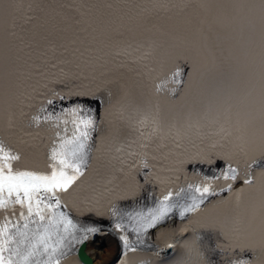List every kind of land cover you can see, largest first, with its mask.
<instances>
[{"label":"snow or ice","instance_id":"snow-or-ice-1","mask_svg":"<svg viewBox=\"0 0 264 264\" xmlns=\"http://www.w3.org/2000/svg\"><path fill=\"white\" fill-rule=\"evenodd\" d=\"M149 2L150 7L122 9L115 6V0H0V103L6 91L9 96L15 94L22 76H40L44 81L42 100L29 117V127H47L53 132L44 169L25 164L27 157L22 148L0 137V264H66L80 246L86 247L90 240L107 234H115L119 242V254L110 264H129L130 254L146 249L160 261L165 254L183 249L177 264H213L206 255L212 250L228 253L226 264H264V92L259 103V129L251 93L243 107L234 111L229 105L225 109V118L232 127L228 134L234 137L231 152L182 159L179 168L168 170L171 175L155 176L148 152L154 135L160 131L154 119L151 133L135 129L141 137V152L132 149L134 141H127L128 154L137 158L132 169L138 174L145 171L116 197L126 202L124 206L109 202L105 211L98 201L81 205L68 201L86 179L94 150L100 153L98 144L104 140L99 134L96 109L84 101L104 104L106 114L110 107L117 108L95 92L72 85L83 76V69L107 68L108 64L122 68L125 60L136 62L134 54H140V59L148 58L151 52L132 34L137 30L162 31L158 23L162 15L186 12V7L173 0ZM259 5L264 22V0H259ZM218 11L228 18L229 28L255 14V8L244 2ZM229 62L226 57L213 67L226 68ZM186 68L196 71L187 64L175 65L154 85L155 92L176 96L178 89L191 85L203 95L208 74L200 73L193 82ZM115 114L122 122L126 119L122 106ZM16 119L15 112H11L10 129L16 127ZM139 123L143 125L145 121ZM187 123L195 127L191 116ZM119 134L120 129L111 133L114 139ZM20 143L27 141L21 138ZM115 151L119 153L124 148L118 145ZM216 163L220 167L215 174L197 171V180L185 177V182L179 183L181 176L177 173L185 164ZM153 176L160 188L149 193L151 203L129 208L144 184L152 183ZM237 182L242 186L235 188ZM222 193H228L227 199L221 197ZM212 197L221 199L213 202ZM255 200L260 203L262 221L258 233L253 231L233 240L220 230L224 242L213 249L201 243L202 236L185 235L195 233L197 227L216 230L217 224L209 213L218 204L242 208ZM70 209L95 219L82 223L73 218ZM204 217L208 218L202 221ZM174 218L180 222L175 228L170 227Z\"/></svg>","mask_w":264,"mask_h":264},{"label":"bare ground","instance_id":"bare-ground-1","mask_svg":"<svg viewBox=\"0 0 264 264\" xmlns=\"http://www.w3.org/2000/svg\"><path fill=\"white\" fill-rule=\"evenodd\" d=\"M123 1H126L129 8H132L136 5H138L141 2H145V1H149V0H140L138 2H134V1H129V0H120V4L118 5L119 8L124 9V3ZM209 3H205V5L207 7H210L211 11L216 12L217 9L223 8L222 5L225 4V2L229 3V8L236 6L237 4L244 2V3H249L251 4L254 8H255V14L251 17L250 21H248L245 24V28H244V34L243 36H241V40L240 43L237 45V49L239 50V52H241L242 58L244 59V65L246 67H249L251 65V59L255 60L259 63V66L256 67V69H254V71L251 70H245L244 67H241L239 70V74L243 75L244 77H246L245 79H251L252 77H254L255 75H257V73H262L264 74V56H262V58H259V54H253L251 53V50L254 48H256L255 46L258 45L259 43V39L255 38L254 36L258 35L259 33L264 34V22H262L261 19V13H260V5H259V0H208ZM174 3L177 4H181L183 7H188V5L190 4V2L188 0L185 1H180V0H173ZM216 8V9H213ZM175 15V19L177 22L180 21L179 17ZM184 15V13H181L180 16ZM227 18V17H225ZM190 21H185L183 22V27L185 28H189V23ZM158 23L162 26V31H158L157 33L152 32L151 36L148 35V32H143L142 30H137L136 32H134L132 35L139 41L142 43H146V42H151V43H161L160 49L163 47L162 51L159 54V58L161 59V61L164 64H170L172 62V57H173V52L177 51L178 48H176V45L174 43H176V41H179L180 37L177 36V31L175 29L174 23L170 18H167V16L162 15L158 21ZM196 29V28H195ZM197 35H198V40L199 42H201V46L202 49L199 50L198 52L200 53L201 56L205 55L201 60H199V64H198V72L199 75L202 72H206L208 74V86L206 91L204 92L203 95H199L200 93L194 89L192 87V91L190 90H184L182 93V95L185 94H189L190 96H192L193 94H197V96L195 98H193L191 100L190 103H188L187 98H177L175 99H167V109L170 113L172 114H178L181 115L182 119L184 118H188V113L193 111L194 109H198V107H205L206 105V101L207 99L213 97V94L215 92L220 91L221 89L226 88L225 92L223 93V95H221L219 98H217V101H222V99L227 96L230 92L232 88H235L234 84H233V79H235L237 77V75H235V73L232 74V72L234 71V64H233V60H231L230 63L227 64V67H220V68H214L213 64H218L219 60L217 59H212L208 61V56L212 57V51L214 50V48H216L217 46H213L212 48H209L207 45L210 42L211 43V37L209 35V33L206 31H202L200 30L198 32V30H196ZM263 46L261 47V49L264 48V43L262 44ZM179 55H182V53L180 51H178ZM200 57V56H199ZM198 57V58H199ZM113 65V64H112ZM232 74V80L229 79V76ZM264 77V75H263ZM31 76L29 75H25L22 76L21 79L18 82V90L21 87V83L26 80V81H31ZM80 80V79H79ZM43 79L41 77L36 78V80H33L32 82L28 83L23 89H21V92H18V90L16 91V93H19L21 95H24L27 97V101H26V108L28 109L30 106H35L37 104H39V99H37L36 96H39L40 93L43 92ZM78 83V80H77ZM80 85L88 88V89H97L96 87L91 85V82L89 80H83L80 81ZM138 85H134L133 87H130L128 89H126L125 87V94L122 95L124 97H135V95H138L139 90H138ZM229 87V88H228ZM231 88V89H230ZM262 92H264V85H247L244 89L240 90V92L238 93L239 95H242L244 97V102L243 105L246 104L248 102L249 99V93H251V95L254 97L255 99V103H256V108H257V112L259 113V103H260V99H261V95ZM116 92H114V96L112 94L108 95V102L107 103H111L113 105H117L118 103H120L121 99L117 98L116 96ZM120 97V96H119ZM205 101V102H204ZM214 99H212L211 102H213ZM214 103V102H213ZM6 107V101L3 99L2 103H0V122H1V117L3 116V110ZM212 117H208V119H210ZM195 127H189L190 130H187L188 134H196V133H201L204 132V129L206 128V126H203V124L201 122H196L194 123ZM259 126V123H258ZM259 128V127H258ZM208 130L210 129L207 128ZM2 130V128H1ZM220 136V132L215 133V137H219ZM25 137H26V130H25ZM205 139H199V142L197 143H192L191 147H195L192 148L191 152L199 149V145H201L202 143H205ZM224 150L225 153L226 152H231L233 150V138L231 139L230 137H228L226 140H224ZM213 145L217 148L220 149L221 153H222V145L219 144L217 145L216 142L213 143ZM46 147V143H44L42 141V138L37 137L35 139V145H31L29 150L25 149V154L26 157L28 158L27 161H25V164L30 165V166H36L39 167L41 169L44 168V162H45V155H46V149L43 150V148ZM107 147V146H106ZM105 147V148H106ZM104 148V149H105ZM129 149H124V151L117 153L115 150L112 151L110 154V159H108V163L114 167V172L115 173H119V174H134V169L130 170V166L135 163L134 159H132V156H130L128 154ZM215 150H212L211 153H215ZM123 153H125V155L127 156V160L126 156L123 155ZM188 157H190L189 154H187ZM191 158V157H190ZM183 160H185L184 158H182ZM182 159H176V158H172L171 157V163H174L176 165V168H179V161ZM241 162L243 163V158H240ZM125 160V161H124ZM188 164H185L183 166V170L181 172V179L179 181V183H184L185 177H187V179L189 181H195L197 178L196 177H190L189 173H195L194 170H190V172L188 173V170H186ZM191 165H189L190 167ZM220 167V165H216V170H218V168ZM140 176V175H139ZM155 176H160L161 178H163V175L159 172L155 173ZM139 179V177H138ZM155 179V178H154ZM133 181V179H131ZM141 183L143 184V181H141ZM128 184V183H124L122 185V189L124 188V186ZM84 192H88L89 196H90V201H92L93 203H96L97 201L102 202L103 200H105L106 198L109 197V195L104 192L99 185L96 182H92V183H88L87 186L82 187L80 189L79 194L81 195V197H83ZM74 194H72L69 198V200L71 201V198ZM87 195V194H85ZM146 199H148V196L145 197ZM212 199V198H210ZM227 199V198H226ZM151 203V197L149 196V200ZM118 205L119 206H124V204L126 203L125 201H120L117 200ZM83 204L82 200L78 203V205ZM143 204H145V201L142 200V198L140 196H138L136 199L132 200L130 202L129 208L131 207H140ZM218 206H222V204H218L216 207ZM224 206H226L225 210H221V214L217 215L216 210L211 209L210 213H212V215H210L209 217L212 218L216 224L219 222L221 223V225H223L220 229L227 234V236L233 240H239L243 235H247L250 232H256L258 233L259 230L262 227V221H261V211H260V203L259 200H255L253 202H251L250 204H248V206H246L245 210L243 212L240 213V211L238 212L236 209V207H234V205L232 204H224ZM215 211V213H214ZM217 215V216H216ZM235 217H238L237 219H235ZM208 218V217H207ZM206 218V219H207ZM255 220V221H254ZM201 230V229H199ZM229 231H234L233 234H229ZM220 232V230H219ZM218 230L215 232L216 236H217V240L214 241L212 243V247H210L209 249H213L214 246L217 243L223 244L224 240L221 237V235L219 234ZM238 235V236H237ZM152 242H155V238L153 239ZM108 243V245H107ZM117 243L112 239V237H106L103 238L102 240H100L99 242L93 243V244H88L86 245L85 249H84V253H85V257H87V259L91 262V264H109L114 257L119 253V248L116 245ZM105 245H107V247L105 249H100L101 247L103 248ZM100 248H98V247ZM138 258L140 260V264H142V262H147V264H156L154 263L149 257L142 255V254H138ZM183 255V252L179 255V257L177 258V260H172L174 261L171 264H177V261L181 258V256ZM206 255L209 256L213 262V264H226V256L228 255V253H221L219 251H207ZM66 264H82L78 258H72L68 263ZM158 264H166V263H158Z\"/></svg>","mask_w":264,"mask_h":264},{"label":"water","instance_id":"water-1","mask_svg":"<svg viewBox=\"0 0 264 264\" xmlns=\"http://www.w3.org/2000/svg\"><path fill=\"white\" fill-rule=\"evenodd\" d=\"M81 257H83V260L86 262V264H91V262L87 259V257H85L84 254H82Z\"/></svg>","mask_w":264,"mask_h":264},{"label":"rangeland","instance_id":"rangeland-1","mask_svg":"<svg viewBox=\"0 0 264 264\" xmlns=\"http://www.w3.org/2000/svg\"><path fill=\"white\" fill-rule=\"evenodd\" d=\"M107 245H108V243H107ZM107 245H105L103 248H102V247L100 248V247H98V246H97V247L100 248V249H105V248L107 247Z\"/></svg>","mask_w":264,"mask_h":264}]
</instances>
